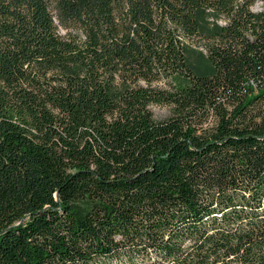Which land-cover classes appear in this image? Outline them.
<instances>
[{
	"label": "trees",
	"instance_id": "1",
	"mask_svg": "<svg viewBox=\"0 0 264 264\" xmlns=\"http://www.w3.org/2000/svg\"><path fill=\"white\" fill-rule=\"evenodd\" d=\"M0 264H264V0H0Z\"/></svg>",
	"mask_w": 264,
	"mask_h": 264
},
{
	"label": "rangeland",
	"instance_id": "2",
	"mask_svg": "<svg viewBox=\"0 0 264 264\" xmlns=\"http://www.w3.org/2000/svg\"><path fill=\"white\" fill-rule=\"evenodd\" d=\"M253 10L259 9V4L256 3L252 6ZM150 110L152 112V115L155 119H163L169 116L170 114V108L167 105H152L150 106Z\"/></svg>",
	"mask_w": 264,
	"mask_h": 264
}]
</instances>
